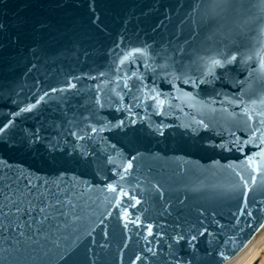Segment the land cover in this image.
<instances>
[{"label":"water","instance_id":"95a60500","mask_svg":"<svg viewBox=\"0 0 264 264\" xmlns=\"http://www.w3.org/2000/svg\"><path fill=\"white\" fill-rule=\"evenodd\" d=\"M262 121L264 0H0V264H224Z\"/></svg>","mask_w":264,"mask_h":264},{"label":"bare ground","instance_id":"6f19581e","mask_svg":"<svg viewBox=\"0 0 264 264\" xmlns=\"http://www.w3.org/2000/svg\"><path fill=\"white\" fill-rule=\"evenodd\" d=\"M259 256L262 257L261 264H264V224L248 243L224 264H254Z\"/></svg>","mask_w":264,"mask_h":264},{"label":"snow or ice","instance_id":"6c2138e0","mask_svg":"<svg viewBox=\"0 0 264 264\" xmlns=\"http://www.w3.org/2000/svg\"><path fill=\"white\" fill-rule=\"evenodd\" d=\"M236 60V57L235 56H232L231 60L228 61V63H231L233 61ZM216 66H220V67H223L224 65L221 63L220 60L218 59H213L212 60V64H211V68H214ZM211 68H210V71H211ZM26 110H30V109H26ZM262 123H264V121H262ZM129 167H131V165H129ZM0 195H3L2 193H0ZM125 195H127L125 193ZM14 207L16 209V212L17 213H20L21 211H23L26 215H31V212H32V207H31V204L29 203L28 207L27 208H21L19 206V204H14ZM40 211H43V209H40ZM45 219H47V217H45ZM193 239H195V237H193Z\"/></svg>","mask_w":264,"mask_h":264},{"label":"rangeland","instance_id":"374dc122","mask_svg":"<svg viewBox=\"0 0 264 264\" xmlns=\"http://www.w3.org/2000/svg\"><path fill=\"white\" fill-rule=\"evenodd\" d=\"M261 262H262V257L259 256V257L256 259V261L254 262V264H261Z\"/></svg>","mask_w":264,"mask_h":264}]
</instances>
